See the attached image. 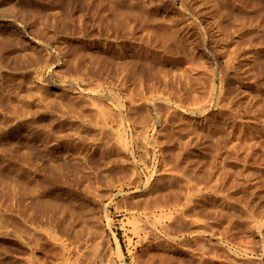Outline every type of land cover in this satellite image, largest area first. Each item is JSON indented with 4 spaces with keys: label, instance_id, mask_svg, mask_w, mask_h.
Segmentation results:
<instances>
[{
    "label": "rangeland",
    "instance_id": "rangeland-1",
    "mask_svg": "<svg viewBox=\"0 0 264 264\" xmlns=\"http://www.w3.org/2000/svg\"><path fill=\"white\" fill-rule=\"evenodd\" d=\"M91 2L0 0V264H264V0Z\"/></svg>",
    "mask_w": 264,
    "mask_h": 264
},
{
    "label": "bare ground",
    "instance_id": "bare-ground-1",
    "mask_svg": "<svg viewBox=\"0 0 264 264\" xmlns=\"http://www.w3.org/2000/svg\"><path fill=\"white\" fill-rule=\"evenodd\" d=\"M91 1H92L91 3L93 4V0H91ZM94 4H95V1H94ZM100 4H101V3H100ZM100 4H99V5H100ZM99 5H98V6H99ZM102 5H103V4H102ZM120 5H121V4H120ZM89 6H90V5H89ZM91 6H93V5H91ZM94 6H95V5H94ZM103 6H105V5H103ZM103 6H100V8L103 7ZM121 6H122V5H121ZM118 7L120 8V6H118ZM89 8H90V7H89ZM96 8H97V4H96ZM100 8H99V9H100ZM103 8H105V7H103ZM121 8H122V7H121ZM92 9H93V7H92ZM90 10H91V8H90ZM93 10H94V9H93ZM101 10H102V8H101ZM103 10H104V9H103ZM103 10H102V11H103ZM113 10H114V8H113ZM121 10H122V9H121ZM121 10H120V11H121ZM102 11H101V12H102ZM115 11H118V8L116 9V7H115ZM120 11H118V12H120ZM122 11H123V10H122ZM98 12H99V10H98ZM112 12H113V11H112ZM118 12H116V13L118 14ZM91 13H92V11H91ZM94 13H95V12L93 11V15L91 14V17L94 16ZM96 13H97V11H96ZM113 13L115 14V12H113ZM89 14H90V13H89ZM99 14H100V13H99ZM103 14H104V13H103ZM103 14L100 15L99 17H101V16L103 17ZM114 14H113V15H114ZM124 14H125V13H124ZM124 14H123V15H124ZM126 14H127V13H126ZM105 15H106V14H105ZM107 15H109V14H107ZM115 15H116V14H115ZM95 16H97V15L95 14ZM124 16H125V15H124ZM91 17H90V18H91ZM115 17H116V16H115ZM120 17H121V16H120ZM120 17H119V18H120ZM126 17H127V16H126ZM128 17H129V16H128ZM92 18H95V17H92ZM103 18H104V17H103ZM109 18H112V15H110ZM109 18L107 17V19H106V17H105L103 20H102V18H100V19L102 20V23H103V21L105 22V19H106V20H109ZM119 18H118V19H119ZM123 18H124V17H123ZM123 18L121 17L120 19H123ZM96 19H97V18H96ZM126 19H127V18H126ZM92 20H93V19H92ZM101 20H100V21H101ZM128 20H129V18H128ZM93 21H94V20H93ZM95 21H96V20H95ZM98 21H99V18H98ZM112 21H116V20L112 19ZM106 22H107V21H106ZM109 22H111V21H109ZM116 22H117V21H116ZM107 24H108V22H107ZM109 24L112 25L111 23H109ZM113 24H114V23H113ZM100 25H101V24H100ZM214 73H216V72H214ZM212 75H213V73H212ZM211 78H212V77H211ZM211 91H212V90H211ZM187 180H188V179H186V181H187ZM187 182H188V181H187Z\"/></svg>",
    "mask_w": 264,
    "mask_h": 264
}]
</instances>
